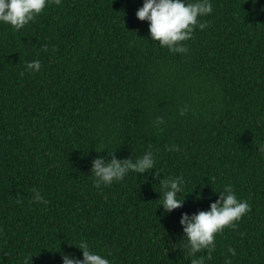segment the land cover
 <instances>
[{
    "label": "trees",
    "instance_id": "trees-1",
    "mask_svg": "<svg viewBox=\"0 0 264 264\" xmlns=\"http://www.w3.org/2000/svg\"><path fill=\"white\" fill-rule=\"evenodd\" d=\"M142 2L51 0L20 29L0 22V264L82 258V239L111 264H189L180 214L225 184L249 209L195 255L224 264L231 245V264H264V0H211L185 53L151 39ZM145 150L158 175L93 183L96 156ZM177 175L183 203L162 213L159 181Z\"/></svg>",
    "mask_w": 264,
    "mask_h": 264
},
{
    "label": "clouds",
    "instance_id": "clouds-1",
    "mask_svg": "<svg viewBox=\"0 0 264 264\" xmlns=\"http://www.w3.org/2000/svg\"><path fill=\"white\" fill-rule=\"evenodd\" d=\"M51 0H0V22L10 25L13 29H20L32 21ZM59 3L60 0H55ZM255 3V0H253ZM212 11L211 0H143L135 12L137 18L148 21L149 36L161 47L170 52L185 53L188 51L186 44L181 43L192 36L193 26L204 28L205 23L198 21ZM47 50V45H42ZM40 61L33 59L26 61L20 75L24 72H38ZM181 115L186 111V106L181 108ZM163 117H156L154 123L159 124ZM258 151L264 155V141H257ZM175 144L166 145V150H176ZM155 159L151 150H145L136 159H117L112 155L111 159L96 156L91 160L90 173L94 177L93 183L99 188L113 181L122 180L131 170L135 173H146L154 167ZM159 170L153 173L158 175ZM161 191L159 204L162 205V213H168L179 207L183 199L178 198L182 185L185 183L182 176L169 177L159 181ZM214 190V189H213ZM215 191V190H214ZM199 196V193L197 194ZM34 202L47 203L38 189H33L31 197ZM249 204L243 199H238L232 185L225 184L219 190L216 200L210 201L207 209H200L193 213L182 212L179 224L182 225L183 247L189 258V264H203L204 257L195 255L201 250H207L210 256L216 247L215 235L224 227H235V221L248 211ZM82 250V258L71 253H63L61 264H111L109 259L99 252L90 250L85 240L78 244ZM227 252L231 256H224V264H231V257L235 256V249L229 245Z\"/></svg>",
    "mask_w": 264,
    "mask_h": 264
}]
</instances>
